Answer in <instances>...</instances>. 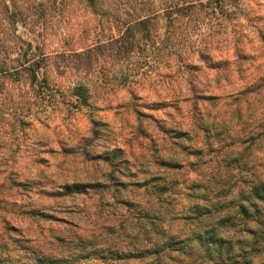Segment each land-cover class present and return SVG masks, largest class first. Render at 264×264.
<instances>
[{"label":"clouds","instance_id":"clouds-1","mask_svg":"<svg viewBox=\"0 0 264 264\" xmlns=\"http://www.w3.org/2000/svg\"><path fill=\"white\" fill-rule=\"evenodd\" d=\"M169 3L171 0H160L158 4L152 0H111V7L105 9L110 13L107 22L102 14H94L97 33L101 28H110L123 34L140 18L157 23L167 18L166 13L184 25L178 33L175 26L172 30L162 29L154 47L133 56L128 71L138 83L130 79L104 86L96 73L78 74L68 68L63 77H57L51 69L38 66L41 56L37 49L47 55L50 41L60 40L77 22L72 17H58L56 29L45 30L38 25L33 33H17L27 43H17L4 58V75H29L31 69L36 84L14 87L11 103L0 119V179L5 187L11 180L39 184L57 197L51 211L66 220L97 227L108 219L110 211L119 207L117 201L143 202L147 188L161 201L156 204L153 197V204L159 209L150 217L153 230L134 232L119 246L127 252L155 247L162 250L165 260L168 254L175 257V264H212L201 248L204 228H211V224L194 221L195 210L188 207L192 201L185 200L184 194L193 181L207 183L210 172H219V167H212L214 162L220 167L229 166L228 180L234 185L237 199L240 192L247 194L250 181L257 179L244 164L251 153L264 152V81H260L254 96L239 93L254 79L264 76V0H237L224 5L223 11L212 4L187 17L175 11L182 5L169 7ZM53 31L57 33L55 37ZM166 38L170 39L167 44ZM28 44L32 45L31 50ZM246 56L248 59H243ZM257 64L259 71L254 70ZM150 68L174 74V80L165 82L169 84L167 88L159 84L150 88L155 73H149L150 79L143 76ZM42 83L47 87L39 92ZM85 88L86 96L77 91ZM245 101H251L247 110L242 108ZM19 103L24 104L22 110L16 109ZM185 118L208 132L207 136L201 132L190 143L183 134ZM21 120L26 125L23 130ZM218 130L221 134L214 135ZM249 137L255 138L256 143ZM245 141L246 151H233L232 144L244 145ZM197 148H202L205 155L181 151L193 153ZM211 149L215 150L214 159L207 157ZM234 156L238 157L235 162ZM177 158L184 164L180 173L184 182L179 187L181 195L173 199L171 192L167 197L161 193L166 188L177 190L169 184L173 174L166 170L170 161ZM251 162H255L254 158ZM259 179L264 180V169ZM139 181L148 183L141 187ZM181 221H185L183 230L178 227ZM71 231L81 229L73 226ZM196 232L199 237L194 235ZM98 239L112 244L102 235L98 234ZM185 244L197 256L182 254L187 251L182 247ZM252 247H264V241L260 245L250 243L249 248ZM237 251L240 249L232 253L230 264L254 259L251 251H240L239 257ZM259 259L264 261V253Z\"/></svg>","mask_w":264,"mask_h":264},{"label":"rangeland","instance_id":"rangeland-1","mask_svg":"<svg viewBox=\"0 0 264 264\" xmlns=\"http://www.w3.org/2000/svg\"><path fill=\"white\" fill-rule=\"evenodd\" d=\"M0 2L1 8H5L6 3L12 11L18 10L26 15L25 18L17 15L14 22L7 19L0 20V37L8 38L10 52L15 50L17 43H21L20 41H16V43L13 40L17 33H33L38 25H43L45 30L48 28L56 29L59 27L58 17L68 16L77 21L66 30L60 40L53 39L50 41L47 55H44L39 48L37 49L41 56L37 65L51 69L57 77H63L68 68L78 74L96 73L97 78L103 82L104 86L117 85L130 79L133 83H138L133 79V73L128 71L133 56L142 55L148 48L154 47L162 29L172 30L175 26V32L178 33L184 26L181 22L176 21L171 13H166L167 18H161L157 23L140 18L134 25L130 26L131 30L128 27L123 34H120L119 29L112 30L110 28L107 30L101 28L100 32L97 33V22L94 19V14H102L104 21L107 22L110 13L105 9L111 7V0H97L96 6H91L87 0H0ZM159 2L160 0H152L154 4ZM177 3H179L178 0H171L168 6L173 7ZM197 9L201 12L205 10L204 7L190 8L182 5L181 8L176 7L175 11L182 17H187L195 13ZM3 17L5 18V16ZM168 23H171L172 26H168ZM56 34L55 31L52 32L54 37ZM39 35H43V33H39ZM261 39H264V36ZM169 42L170 39L166 38L165 43ZM5 44L7 45V43ZM82 47L85 50L81 51ZM243 59L247 60L248 57ZM253 59L256 57L254 56ZM254 70L259 71L260 65L257 64ZM239 71L240 69L237 68V75H239ZM150 72L155 73V79H151L148 85L150 88L157 84L167 88L169 84L165 82L174 80V74L160 72L152 68L149 69V72L143 73L145 79H150ZM260 81H264V76L254 79L253 83L240 90L239 94L254 96L261 86ZM21 84L31 87L36 82H31L28 75L19 77L0 75V119H2L4 111L7 110L8 104L11 103V90ZM46 87V83H42L39 92H43ZM197 99L202 98L197 97ZM250 103L251 101H245L242 108L247 110ZM23 107V103L16 105L17 110H22ZM189 107L192 108L191 105ZM192 111L194 112L195 109L192 108ZM262 118H264V114H261ZM20 125L21 130L26 126L23 120L20 121ZM191 128H193V122L191 119L185 118L183 129ZM201 132L191 131L188 133L189 142L191 143V139H195ZM40 143L37 141V144ZM231 147L240 148L238 144H232ZM181 151L188 155H194L182 149ZM213 153L209 150L207 157L212 158ZM261 155V153L250 155L249 159L254 158L256 160L255 157ZM258 160L259 158L256 161ZM171 161L183 164L178 158ZM205 163H208L207 159ZM214 165L215 162L212 167ZM248 166H251V163ZM166 170L173 174L174 180L177 179L178 181L174 184L177 190L169 191L172 198L176 199L181 195L179 187L184 182V178L180 173L183 172L184 168H181V172H174L169 167ZM235 171L233 169V174ZM222 175L224 179L218 187L209 175V182L206 183L202 180V185H209V192H207L209 199L203 200L204 204L216 201V196L211 194L215 189H220L222 195L227 194L226 198L228 199L233 196L234 185L228 180V172L223 170ZM145 182L147 181H139L138 183L143 187ZM96 183L106 187L102 181ZM191 188L194 186H190L184 194L185 200L192 201L190 205L193 204V201L196 202V199L189 197L193 191ZM200 189L201 187H198L197 190L200 191ZM144 193L146 199L143 202L136 199L117 201L119 207L110 211L108 219L97 227L93 223L80 224L66 220L63 216L51 211L52 204L57 197L50 195L48 189L39 184H22L16 180H11L9 186L5 187L2 179H0V264H48L49 258L53 259L50 260V264H167L168 261L175 264L176 258L172 255L168 254L165 260L162 255L157 257V254L144 253L146 249L153 247H142L138 251H134L135 254L128 256L127 254L130 252L124 251L119 246L122 239H127L134 232L153 230V224H151L153 220L146 213H149L150 209L156 213L159 209H156L153 204L152 192L149 193V190L144 188ZM159 203L156 202V204ZM190 205L188 206L189 209ZM143 213L146 214L145 217L142 216ZM183 224L184 222L181 221L178 225L181 230H183ZM73 226L81 229V231L72 232ZM85 232L88 234L85 235ZM98 234L106 240L112 241V244L101 243ZM232 235L235 239L241 236L238 232H234ZM145 238L147 239V237ZM186 249L187 251L182 252V254L197 256V253L191 252L192 250L188 246ZM112 250L113 252H110ZM117 251L123 254L120 255ZM142 254L144 255L140 256Z\"/></svg>","mask_w":264,"mask_h":264},{"label":"trees","instance_id":"trees-1","mask_svg":"<svg viewBox=\"0 0 264 264\" xmlns=\"http://www.w3.org/2000/svg\"><path fill=\"white\" fill-rule=\"evenodd\" d=\"M88 3L91 6L97 5V0H87ZM178 4L189 6L190 8H201L204 7L210 8L212 4H215L216 7L220 8L221 11H223V7L226 4L236 3L237 0H207V2H204V0H178ZM1 3V2H0ZM0 4V20L7 19L8 21L14 22L17 19V15L23 16L25 18L26 15H23L24 13L19 12L16 10V12L11 10V7L6 5L5 8H1ZM181 8V7H179ZM22 13V14H21ZM5 16V18L3 17ZM168 26H172L171 23H168ZM131 30V27H130ZM13 40L16 42L21 43H27L26 41L22 40L21 37L17 34L14 35ZM3 41H5L3 43ZM8 38L0 37V75H4L6 69L4 67V58L7 57L11 52L8 46ZM16 42V43H17ZM7 43V45L5 44ZM29 50H31L32 45L28 44ZM27 53H25V56ZM29 71V79H31V82H36V77L33 70ZM8 75L13 76V74L9 73ZM15 76L19 77L22 76L21 73H15ZM5 76V75H4ZM78 92L81 93V95H87V88L85 89H77ZM264 120V118H262ZM196 130V131H195ZM191 131L197 132L202 131L205 136H207L208 132H206L204 129H200L198 127H194L191 129H183V134L185 137H187V134ZM208 131H211L209 129ZM214 135H220V131L213 133ZM249 139L252 140V143L255 144V138L249 137ZM234 145V144H233ZM247 145V141L244 142V145H239L240 148H232L233 151H246L247 148L245 147ZM183 151H187L186 149H182ZM210 152H215L214 149H211ZM257 153H261L262 155L259 157H255L258 161L254 160L255 162H251L252 160L249 159L248 162L244 164V168L251 172V175L253 177H256V180L250 181L251 188L250 191L245 194L244 192H240L238 194L239 199L236 198V196H232L231 199L226 198L227 194L222 195L220 194V189H215L211 194L213 196H216V201L209 204H204L203 200L209 199L208 193L209 192V185H202V180L194 181L193 185L194 188H191L193 190L190 194V198L196 199V202L193 201V204L190 205V211L193 209L195 210V216L194 221L196 222H205L210 223L211 228L205 227L204 228V234L202 236V244L201 248H204V256L212 261V264H226L229 262L232 257V253L236 251V249H240V251L248 252L251 251L255 254L254 259L249 261L245 260L244 264H264V261L260 260L259 257L261 253H264V247L261 248H249L250 243L260 245L262 241H264V180L259 179L261 175V169H264V152H260L257 150L254 153H251L250 155H254ZM192 154L203 156L204 150L202 148H197ZM214 157V153H213ZM212 157V158H213ZM233 162H235L238 157H233ZM249 163H251V166H248ZM219 167V172L216 174L209 173V177L215 181L216 186L218 187L219 183H221L222 179H224V176L222 175L223 170H226V173L228 172V165H224L222 167L215 164L213 168ZM170 169H173L174 172H181V168H184V164H180L177 161L173 162L170 161ZM216 175H219L220 179L216 180ZM155 179V178H154ZM173 181H176L175 183ZM178 181L177 179H171L169 180V184H176ZM242 182H245L242 178ZM148 183L145 182L143 185H146ZM246 187H247V182ZM198 187H201L200 191H198ZM172 191L171 188H166L161 195L167 197L168 194L166 192ZM202 191V192H201ZM207 193V195H206ZM153 196L156 197L155 202H161L160 196L156 195L155 192H152ZM215 194V195H214ZM201 202V203H198ZM171 202L169 201V204ZM147 215H150L151 217L155 215V212L150 209L149 213H146ZM145 213H143V217L146 216ZM185 223V221H183ZM151 224H153V221H151ZM234 232H238L241 234V236L235 237L232 235ZM196 237L200 236L199 232L194 233ZM191 240L192 237H189ZM187 244L183 245L182 247L184 249L187 248ZM176 250V249H172ZM162 250H157L155 247L152 249H146L144 253L148 254H157V257L161 256ZM192 250L191 252H193ZM240 251L236 252V255L240 256ZM110 252H113L110 251ZM118 254H123L120 251H117ZM185 253V251H183ZM112 254V253H111ZM135 254L134 251L128 253L127 255ZM144 254L140 255L143 256ZM170 255V254H169ZM216 257V261H215ZM50 260H53L49 258ZM237 264H239V260H237Z\"/></svg>","mask_w":264,"mask_h":264}]
</instances>
